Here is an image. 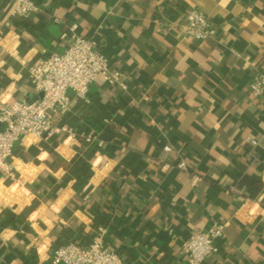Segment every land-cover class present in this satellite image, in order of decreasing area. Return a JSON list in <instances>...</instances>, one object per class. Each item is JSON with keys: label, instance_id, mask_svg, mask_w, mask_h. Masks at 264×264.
Masks as SVG:
<instances>
[{"label": "crops", "instance_id": "obj_1", "mask_svg": "<svg viewBox=\"0 0 264 264\" xmlns=\"http://www.w3.org/2000/svg\"><path fill=\"white\" fill-rule=\"evenodd\" d=\"M36 2L0 41V100H37L28 67L62 53L71 28L127 90L96 81L86 101L69 93L56 123L75 138L14 144L12 177L0 174V264H50L56 248L101 233L126 264H185L182 242L213 223L224 237L202 264H264V95L249 89L264 74V0ZM192 7L214 38L183 36ZM8 10L0 0V24ZM89 131L103 147L83 141ZM253 180L263 188L249 199Z\"/></svg>", "mask_w": 264, "mask_h": 264}, {"label": "built area", "instance_id": "obj_2", "mask_svg": "<svg viewBox=\"0 0 264 264\" xmlns=\"http://www.w3.org/2000/svg\"><path fill=\"white\" fill-rule=\"evenodd\" d=\"M7 17L0 24V41L13 21L20 17L36 14L40 7L36 0H8ZM182 34L196 42L214 38L215 26L196 7L189 9L185 16ZM68 39L66 49L48 58L36 61L28 67V81L38 98L33 102H4L0 100V174L12 177L8 160L14 144L21 138L31 135L37 139H49L57 135L75 138V131L56 120L69 110L72 93L76 99L86 101L90 85L96 81L106 86H117L121 91L127 85L121 80V73L110 70L109 60L95 49L90 39L77 35L74 28L65 33ZM254 97L264 95V74L249 83ZM81 138L87 145L103 147L104 142L94 131H89ZM253 146L257 142L252 140ZM171 147H163L164 152H171ZM175 168L186 171L181 161ZM164 170L170 166L163 165ZM224 224L213 223L203 231L191 232L182 242L181 250L185 264H202L205 259L217 253L216 242L224 237ZM102 232V231H101ZM50 264H126L118 253L104 245L102 233L93 240L80 245L70 243L56 248L50 253Z\"/></svg>", "mask_w": 264, "mask_h": 264}, {"label": "trees", "instance_id": "obj_3", "mask_svg": "<svg viewBox=\"0 0 264 264\" xmlns=\"http://www.w3.org/2000/svg\"><path fill=\"white\" fill-rule=\"evenodd\" d=\"M263 184L259 180H253L245 186V193L249 199H254L262 190Z\"/></svg>", "mask_w": 264, "mask_h": 264}]
</instances>
